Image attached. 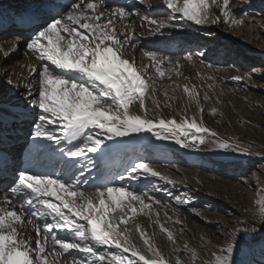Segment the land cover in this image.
I'll use <instances>...</instances> for the list:
<instances>
[{
    "label": "snow or ice",
    "instance_id": "6c2138e0",
    "mask_svg": "<svg viewBox=\"0 0 264 264\" xmlns=\"http://www.w3.org/2000/svg\"><path fill=\"white\" fill-rule=\"evenodd\" d=\"M162 3L163 8L153 11L158 15L164 13V18L140 17L142 24L155 26L148 28L149 35L185 27L177 21L218 24L223 17L226 24H243L247 16L232 11V0H162ZM57 7L60 11L55 17L47 13L51 22L39 12L24 14L20 22L27 27L14 33L8 51L0 47L8 58L19 49V41L24 38L27 51L39 61L38 65L28 66L30 78L23 84L24 100L13 106L19 111L10 112L7 118L0 111V181H4L9 166L14 169L8 187L0 191V264H173L171 256L175 257L174 264H187L181 253L197 264V251L187 242L181 247L173 232L165 227L171 219L166 212L165 221L161 222L159 209L154 207L160 202L149 195L147 185L133 189L109 182L83 187L89 184L86 173L96 166L88 154L107 155L126 143L123 138L138 137L145 132L183 149L212 151L215 146L226 153H253L248 146L221 139L204 124L201 98L194 85H183L187 104L179 120L159 114L155 80L126 56L129 48H136L134 33L128 24L116 27L138 13L127 5L110 7L105 0H72ZM213 9H218L219 14ZM25 31L29 33L26 38ZM143 55L151 62L144 68L154 67L156 75L163 77L160 65L170 63L171 58L151 50H144ZM192 58L191 53L184 57L187 61ZM175 66L177 70L180 68L179 60ZM176 74L181 75L179 71ZM233 79L251 81L252 77ZM164 95L166 99H175L168 98L167 92ZM208 99L205 94L203 100ZM147 100H151L153 108L148 107ZM193 107L189 115L188 109ZM154 110L156 114L150 115ZM215 113L216 109H212L210 114ZM26 123L32 129L27 135L33 150L47 151L55 145L60 167L54 173L16 167L10 141L18 140L19 136L8 133L17 132L19 125ZM29 158L31 162V152ZM149 177L175 183L146 162L131 164L125 174L117 173L113 180L137 183L148 180L151 184ZM257 195L259 210L253 211L251 221H241L251 227L236 228L230 242L216 247L211 259L201 264H240L237 249L241 234L264 230V190L257 189ZM141 215L150 221L148 227L158 226L160 233L166 235L172 245L169 255L156 244V233H148L137 222L136 217ZM135 233L139 234L143 247L137 244Z\"/></svg>",
    "mask_w": 264,
    "mask_h": 264
},
{
    "label": "bare ground",
    "instance_id": "6f19581e",
    "mask_svg": "<svg viewBox=\"0 0 264 264\" xmlns=\"http://www.w3.org/2000/svg\"><path fill=\"white\" fill-rule=\"evenodd\" d=\"M61 2L62 0H0V20L4 23V26H0V37L4 34L17 32L22 28L27 27L26 25H22L21 23L16 22L15 15L26 11L39 12L48 21L51 19L48 18L47 13H51V15L55 17L56 13L54 12V10L56 9L58 10V12L60 11L57 5L62 4ZM105 2L108 5L109 3H111L113 4V6L127 5L133 12L136 11L138 13L137 15L127 17L124 21H120L116 24V27L120 29L123 28L125 24H128L130 25L129 30L134 33L135 39L133 43L136 44V48H129V50L126 52V56L130 60L134 59L136 66L142 71H145L147 75L152 76L155 80V87L157 88L155 99L160 104L159 114L165 118H175L179 120L184 115L185 105L187 104V96L183 92V85L186 83L189 86L194 85L201 98L200 103L201 107L203 108L202 118L204 124L213 131L217 132L219 136H230L227 141L234 142L231 138V136L236 132L233 129L234 127H227L226 125L224 126L222 124L223 119L228 116H225L221 120L217 115L215 117L210 113L212 109H216V111L218 109H222V112L224 113L225 109L222 107V105L226 107V103L233 106V104L228 101L229 95L223 92L222 81L225 82L226 79H233V77L241 75L238 71H233L229 68V71H226V73L223 72L225 73L224 76V74H222V71H220L224 67L220 70L216 69V67L218 66L215 67V61L211 58V56L217 54V56L223 59V56H225L224 54L226 53L228 56H230V54H239L240 57L238 58L237 62L242 66L248 63L254 64V66L258 67L264 66V16L260 14L264 10V0H254L253 2L249 3V8L247 10L248 14H251V12H253L252 14L253 16H255V18L247 15L244 19L243 24H226L223 22V17L220 18V22L218 24L207 23L203 25H195L191 22L177 21V23H184L185 27L169 28L172 30V33H169V29H163L161 30L162 34L158 33L156 35L148 34V28L155 26L147 25L146 22H143L142 24L140 17L157 16L158 14L153 10L158 7H164L162 0H146V3H141L140 0H105ZM45 3L47 4V6L43 7ZM111 4L109 5L110 7ZM212 11L216 13L219 10L213 9ZM235 11H238V8H235V10H233V12ZM162 16H164V13H160L158 15V18H161ZM4 21H6V23H13V26L6 24ZM222 27H224L225 29L229 28L228 30H230V34L238 40H241L240 44L234 43L232 40L220 36L218 34V31ZM191 31L194 35H197L198 38L192 39L190 36L185 34ZM27 34L29 33L25 31V38L27 37ZM207 37L210 40L206 39ZM14 38L15 37L13 35L9 37V41H7V43L6 41H3L4 43L1 42L0 47H2L5 51H8L11 48ZM210 44H213V46L210 47ZM196 47L202 49L201 55H193L191 61H187L184 59V57L188 54H180L187 48L195 49ZM170 48H173L172 52H170L169 56L166 54L165 56L170 57L171 62H165L164 64L160 65L161 71L165 73L163 77L156 75L154 67H148L147 69L144 68L145 65L151 64L147 57L143 55L144 50L156 51L157 53L158 51H161L163 55H159L164 56V53H168ZM21 51H24L25 54L23 58H21ZM177 51L180 52V55H178ZM14 58L21 59L18 61H14ZM222 59L219 58V61H223ZM177 60L180 61V68L178 70L175 66V62ZM38 64L39 61L35 60V58L32 57L31 54L27 51L24 38H21L19 41V49L12 52L8 58H5L3 56V53L0 52V80L3 81L5 79L4 82L7 84L8 88L5 93H1L0 91V111L3 112L6 118L8 117V114L10 112L19 111L18 108H15L13 106L21 103L24 100L26 89L23 87V84L27 83L30 78L28 66ZM169 69H171V71H169ZM177 71H179L181 75L177 76ZM256 71L255 74L250 75L252 77V80L250 81L249 85L250 87H253L255 91H257V94H250L249 99L246 101L252 107L264 105V103L260 102V99L264 98V70L262 71V69L259 70L257 68ZM185 77H187V79H185ZM209 77H211V79H209ZM9 80L12 81L11 84L8 83ZM177 85H179V87H177ZM209 85H212V87L210 88ZM258 91L260 93H258ZM165 92H167L168 98L175 99H166L164 95ZM205 94L209 96V99L207 101L203 100V96ZM256 98L259 100H256ZM146 102L149 108H153L151 100H147ZM169 103H171V107H169ZM192 111H194V107L188 109V114L191 115ZM155 114V110L150 113V115ZM225 121H227V119ZM31 130L32 129L30 123H26L19 125V130L17 132L10 131L8 133L12 137L19 136L18 140L13 139L12 141H10V145L14 148L13 155L16 159V165L17 162L21 160V150L19 149V147L23 146L22 143H24V141L28 138L27 134H30ZM19 133H21L22 135H17ZM123 139L126 141V143L116 146L112 151L108 152L107 155L97 156V154L95 153L88 154L89 156H92L94 158V163L96 166L91 169L90 173H86L89 184L83 185V187H89L90 185L94 186L96 184H104L101 177L103 174H105L107 167L104 171L103 162L107 159L113 161V167L111 169L107 168V171L113 177L116 176L117 173L125 174L126 170L129 169V166L135 162H146L152 165L155 170L160 172L162 175L169 177L172 181L179 180L180 182H182V184H184V186L189 184H196L199 187H203V184L201 185L200 183V179L197 178L194 181H191L193 178L188 176L189 174H187L185 169L184 171H179V175H177V177L174 175L172 176L169 167H160L158 165L160 167L159 168L155 166L157 162L156 158L153 156L154 154L162 150H169L170 152H173L179 156H189L197 150L183 149L170 141H158L154 137H152L150 133L147 132L139 134L138 137H126ZM28 140L30 139L28 138ZM108 143L112 142L109 141ZM203 147L204 145H201V148ZM54 149L55 145H53L52 148L48 149L47 151L33 150L32 148L25 151L24 149L23 160L30 164L31 171H39L45 169L47 170V173H54L55 170L60 167L58 158H53V156L58 155V153H56ZM29 152L32 153L31 162H29ZM220 157L222 156L220 155ZM9 170H12L10 166L8 167L7 172L4 173V181H0V189L1 187H4V189L8 187L6 178L10 173ZM261 176L262 174H255L254 180L250 181V184H253L254 187L250 192L244 185H235L228 182L219 181V183L221 184V188L223 190L225 189V193L222 191V196L224 199L219 198V200L224 203L226 207L231 208V210L225 209L226 214H224L223 216L213 215L210 217L211 220L220 221V224L222 226L230 227L232 234L237 226L236 224H234V222H232L231 219L227 217L231 215L234 220L239 219L240 216L247 218L245 212L247 210H251L252 208H254V206H258V195L256 188L259 187V182L262 179L260 178ZM149 180L151 181V184L148 183V180H142L137 183L135 181H122L119 179L112 180L111 183H114L116 185L123 184L125 187H131L133 189H142L147 185V191L149 195L153 196L160 202L159 205L154 207H157L159 209L161 221H164L165 212L169 217H171L172 220H179L180 225L184 231V238H186L187 240L191 238L188 232L192 233L193 228H195V230L198 229L197 231H199L200 234H206V232L209 233L208 227L209 225H211V222L207 221L208 218L206 219V217L205 220H197L191 218L188 214L189 212H187L186 210V207L190 205V202L188 200L187 201L189 203H183V205H180V202L178 203L177 201H179L181 198H177L175 200L176 206L172 208V206L175 204H170L171 208H168L166 202H170L172 197L166 196L160 199L162 196V191H165L167 193V191L172 190L170 184L166 183L163 180H160L157 177H149ZM176 181H174V184H176V186H179ZM207 190V194L209 196L211 195L212 199H215L218 194L217 189L208 187ZM226 190H229L230 192L228 193ZM183 191L186 193V190ZM181 200L183 202L185 199L182 198ZM210 201L214 202L215 200ZM211 205L213 204L210 203V206ZM213 208L217 211L221 209L215 205H213ZM136 220L147 230L148 233H156L154 238L155 242L158 247L162 251H164L163 244L160 241L157 230L155 228L148 227L150 223L148 218L141 215L137 216ZM230 224L232 226H230ZM223 232L224 231L220 230L219 233L221 234H213H215L216 239L224 238L223 240H226V236ZM231 234L230 236H227L231 238ZM33 235H35V233H33ZM134 237L137 244H139V242H141L139 240V234L135 233ZM211 237H213V235H211ZM255 242V244H251L247 247L246 255L249 259L247 261L244 259L246 262L243 264H264V235L263 237H259ZM77 255L81 256L83 254L77 253Z\"/></svg>",
    "mask_w": 264,
    "mask_h": 264
},
{
    "label": "rangeland",
    "instance_id": "374dc122",
    "mask_svg": "<svg viewBox=\"0 0 264 264\" xmlns=\"http://www.w3.org/2000/svg\"><path fill=\"white\" fill-rule=\"evenodd\" d=\"M253 1L254 0H232L234 4L232 11L235 10V8L236 9L238 8V11H235V13H247V15H249L250 17L255 18V16H253L252 14L253 12H251V14H248L247 11L249 8V3ZM110 4L111 3H109V5ZM111 6H113V4H111ZM215 14L218 15L219 11L216 12ZM260 14L264 16V10ZM161 18H164V16H162ZM228 29L229 28L225 29L224 27H222L219 30L220 32L218 31V34L222 37H226L232 40L234 43L240 44L241 40L240 39L238 40L233 35H231L230 30ZM169 30H170L169 33H172V30L171 29ZM14 33L16 32L7 33L1 36L0 43L3 41L4 42L6 41L7 43V41H9V37L13 36ZM185 34L190 36L192 39L198 38V36L194 35L192 31L187 32ZM206 39L210 40L208 37ZM212 46L213 44H210V47ZM172 49L173 48H170L168 53H164V56L165 54L169 56L170 52H172ZM159 52L161 51H158V55L162 54V52L161 53ZM177 52L178 55L180 54L186 55L190 53L192 55H199V54L201 55L202 49L198 47H196L195 49L187 48L186 50H183L181 53L179 51ZM20 54L22 56L21 58L25 56L24 51H21ZM224 55L225 56H223V59L217 56V54L211 56V58L215 61V67L218 66L216 67V69L220 70L221 68L224 67L223 69L220 70L222 71V74H224V76L226 71H229V68L232 69L233 71H238L242 77H248L250 75L255 74L257 72L256 71L257 68L259 70L262 69V71L264 70V66L258 67L248 62H247L248 64L246 65L243 66L240 65L237 62L238 58L240 57L239 54H235V55L230 54V56H228L226 53ZM21 58L19 59L14 58L13 60L18 61ZM219 58L222 59L224 62L219 61ZM4 81L5 79L3 81L0 80L1 93H5L8 89L7 84ZM249 83L250 81L247 79L240 81L234 79H226L225 82L222 81L223 92L229 95L228 101L232 103L233 106L228 105L227 103L225 105L226 107L222 105V107L225 109V112L223 113L222 109H218L216 111V113L217 112L218 113L217 114L215 113L214 116L216 117L217 115L218 117H220L221 120L225 116H228L225 119H223L222 124L224 126L226 125L227 127L228 126L234 127L233 129L236 132L231 136L232 140L243 146H248L251 152L253 153V155H240L236 153H226V152L223 153L220 150L216 149L215 146H212L213 148L212 151H195L193 152L192 155L189 156H179L173 152H170L169 150H162L153 155L156 158V162H157L155 166L169 167L172 176L179 175L178 174L179 171L181 170L184 171L185 169L187 174H189L188 176L193 178L191 181H194L195 179L198 178L200 179L201 185L203 184V187L200 186L201 188L196 184L194 185L189 184L184 186V184H182V182H180L179 180L178 181L174 180L179 184V186H176V184H170L172 190L167 191V193L165 191H162L161 192L162 196L160 198L162 199V197H166V196L172 197L170 202H166L168 208H171V205L175 204V200L177 198L178 199L183 198L185 200H188L190 202V205L186 207V210L187 212H189L188 214L190 215L191 218L197 220H203V219L205 220L206 217V219L208 218L207 221L211 222V225H209L208 227L209 233L206 232V234H200V232L197 231L198 230L197 228H196L197 230L193 228L192 233L188 232V234L191 237L188 240L184 238V233H183L184 231L183 232L180 231V229L182 228L180 224L177 225L174 224L173 223L174 220L172 219L167 220V223H165V227L173 232V235L176 237L177 241L180 242L181 247L184 242H187L191 248L197 251V264H201V262L204 260L211 259V253L215 250L216 247L226 246L227 243H229L231 240V238L229 237L231 234V230H230L231 228L224 227L220 224V221H212L210 218L213 215L223 216L224 214H226L225 209L231 210V208L226 207V205L219 200V198L224 199L222 196V191L224 192L225 190L221 188V184L219 183V181L228 182L230 184H235V185L236 184L242 186L244 185L250 192L251 189L254 188L253 184H250V181L254 180L255 174H262V176L260 177L262 179L259 182V187H257L256 189L264 190V105L262 106L258 105L256 107L254 106L252 107L246 102L249 99L250 94H255V93L257 94V91H255L253 87H250ZM258 93L260 92L258 91ZM256 100L259 99L256 98ZM260 100H261L260 102L264 103V98ZM226 119L227 121H225ZM17 135H22V134L19 133ZM219 137L221 139L228 140L230 136H219ZM22 147L21 146L19 147L21 151H23ZM220 155L222 157H220ZM6 182L7 184L10 183L9 180H6ZM208 187L217 189L218 194L215 199H212L211 195L209 196L207 194ZM179 190H181L182 192ZM183 190H186V193ZM226 191L228 193L230 192L229 190ZM258 199L259 197H257V200ZM210 200H215V201L213 202ZM210 203H212L215 206H218L221 209L219 211L215 210L213 208V205L210 206ZM180 205H183L182 200L180 201ZM175 206L176 204L173 205L172 208ZM254 210L258 211L259 205L254 206V208H252L251 210H247L245 212L247 218L240 216L239 219L234 220L231 217V215H229L227 218L231 219L232 222L236 224L237 226L236 228L251 227L250 223H241V221H246V222L251 221L252 219L251 214L253 213ZM164 221H165V217H164ZM230 226L232 225L230 224ZM256 227L259 229L260 224L257 223ZM155 229L157 230V234L160 238V241L163 244V250H164L163 252L166 255H169L171 253L172 245L167 240L166 235L160 233L158 226L155 227ZM220 230L224 231L223 233L226 236L225 238L226 240H223L224 238H219V239L215 238V234L213 233H219ZM263 232L264 230H261L255 234H249V235H244L243 233L241 234L239 247L237 249V259L238 261H240V264L245 263L249 259L247 258L246 255L247 247L251 244L252 245L255 244L256 243L255 241L259 237H263L264 235ZM211 235H213V237H211ZM201 237H203L204 239L202 240ZM138 245L139 246L141 245V247H143V242L142 241L139 242ZM170 258L173 259V264H174L175 257L171 256ZM181 259L187 261V264H192V261L190 260L189 256L185 255L184 253H181Z\"/></svg>",
    "mask_w": 264,
    "mask_h": 264
}]
</instances>
